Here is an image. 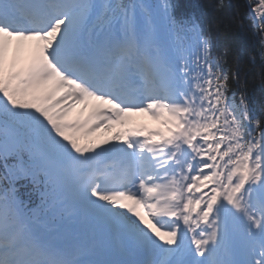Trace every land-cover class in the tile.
Wrapping results in <instances>:
<instances>
[{
    "label": "snow or ice",
    "instance_id": "snow-or-ice-1",
    "mask_svg": "<svg viewBox=\"0 0 264 264\" xmlns=\"http://www.w3.org/2000/svg\"><path fill=\"white\" fill-rule=\"evenodd\" d=\"M245 5L246 62L232 0H0V264H264ZM131 113L162 129L113 133Z\"/></svg>",
    "mask_w": 264,
    "mask_h": 264
},
{
    "label": "trees",
    "instance_id": "trees-1",
    "mask_svg": "<svg viewBox=\"0 0 264 264\" xmlns=\"http://www.w3.org/2000/svg\"><path fill=\"white\" fill-rule=\"evenodd\" d=\"M182 4L184 10L194 11L197 6L203 4L205 0H179ZM233 3L239 5V13L243 17L244 26L243 28H238L233 26L231 32L229 33L228 39L232 44L233 49L238 52V54L247 61L248 55L258 51V36L253 32L249 26V21L246 16V5L245 0H232ZM254 86L250 82V90ZM255 102L257 107V114L260 113L261 105L264 104V93H261L258 87H255Z\"/></svg>",
    "mask_w": 264,
    "mask_h": 264
},
{
    "label": "bare ground",
    "instance_id": "bare-ground-1",
    "mask_svg": "<svg viewBox=\"0 0 264 264\" xmlns=\"http://www.w3.org/2000/svg\"><path fill=\"white\" fill-rule=\"evenodd\" d=\"M112 132L115 133V132H120V127L117 125H115L113 128H112ZM98 134V137L101 136V135H104L103 133H97ZM111 135V134H109Z\"/></svg>",
    "mask_w": 264,
    "mask_h": 264
},
{
    "label": "rangeland",
    "instance_id": "rangeland-1",
    "mask_svg": "<svg viewBox=\"0 0 264 264\" xmlns=\"http://www.w3.org/2000/svg\"><path fill=\"white\" fill-rule=\"evenodd\" d=\"M27 54H28V52H27V49H26V52H25L26 57H27ZM8 59H9V61H11V59H12V52L11 51L9 52Z\"/></svg>",
    "mask_w": 264,
    "mask_h": 264
}]
</instances>
